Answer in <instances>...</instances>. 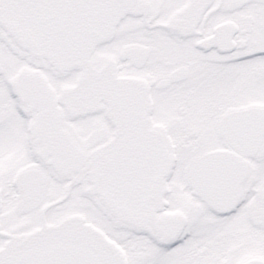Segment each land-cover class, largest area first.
Listing matches in <instances>:
<instances>
[{
  "label": "snow or ice",
  "instance_id": "1",
  "mask_svg": "<svg viewBox=\"0 0 264 264\" xmlns=\"http://www.w3.org/2000/svg\"><path fill=\"white\" fill-rule=\"evenodd\" d=\"M0 264H264V0H0Z\"/></svg>",
  "mask_w": 264,
  "mask_h": 264
}]
</instances>
